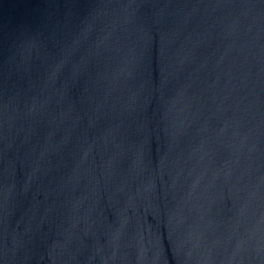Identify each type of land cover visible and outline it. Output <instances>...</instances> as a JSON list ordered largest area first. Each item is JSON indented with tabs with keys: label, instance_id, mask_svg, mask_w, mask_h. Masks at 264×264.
Returning a JSON list of instances; mask_svg holds the SVG:
<instances>
[{
	"label": "water",
	"instance_id": "1",
	"mask_svg": "<svg viewBox=\"0 0 264 264\" xmlns=\"http://www.w3.org/2000/svg\"><path fill=\"white\" fill-rule=\"evenodd\" d=\"M0 264H264V0H0Z\"/></svg>",
	"mask_w": 264,
	"mask_h": 264
}]
</instances>
